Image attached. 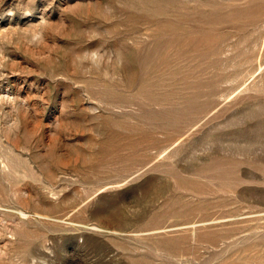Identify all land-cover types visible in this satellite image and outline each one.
<instances>
[{
	"label": "rangeland",
	"instance_id": "obj_1",
	"mask_svg": "<svg viewBox=\"0 0 264 264\" xmlns=\"http://www.w3.org/2000/svg\"><path fill=\"white\" fill-rule=\"evenodd\" d=\"M0 264H264V0H0Z\"/></svg>",
	"mask_w": 264,
	"mask_h": 264
}]
</instances>
